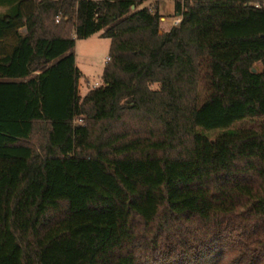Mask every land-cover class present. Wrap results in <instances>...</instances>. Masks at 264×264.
<instances>
[{
	"label": "trees",
	"instance_id": "1",
	"mask_svg": "<svg viewBox=\"0 0 264 264\" xmlns=\"http://www.w3.org/2000/svg\"><path fill=\"white\" fill-rule=\"evenodd\" d=\"M150 1L0 0V264H264V0Z\"/></svg>",
	"mask_w": 264,
	"mask_h": 264
},
{
	"label": "rangeland",
	"instance_id": "2",
	"mask_svg": "<svg viewBox=\"0 0 264 264\" xmlns=\"http://www.w3.org/2000/svg\"><path fill=\"white\" fill-rule=\"evenodd\" d=\"M180 2L186 8L187 0H151L144 3L143 7L158 4L161 13V31L168 32L172 27L178 26L180 19L176 12V3ZM182 19V17H181ZM180 19V20H181ZM25 33V30H21ZM96 34L88 39L79 40L74 48L76 65L82 73L79 83V94L83 99L90 91L103 86L102 75L109 60L111 41ZM261 67V66H259Z\"/></svg>",
	"mask_w": 264,
	"mask_h": 264
},
{
	"label": "built area",
	"instance_id": "3",
	"mask_svg": "<svg viewBox=\"0 0 264 264\" xmlns=\"http://www.w3.org/2000/svg\"><path fill=\"white\" fill-rule=\"evenodd\" d=\"M183 11H186V9L183 8ZM178 17H180V19H181V16H180V15H178ZM180 19L177 21L178 25H179V24L181 23V21H182V19H181V20H180Z\"/></svg>",
	"mask_w": 264,
	"mask_h": 264
},
{
	"label": "crops",
	"instance_id": "4",
	"mask_svg": "<svg viewBox=\"0 0 264 264\" xmlns=\"http://www.w3.org/2000/svg\"><path fill=\"white\" fill-rule=\"evenodd\" d=\"M156 1H158V0H156ZM160 7V6H159ZM159 13H160V11H159ZM160 15H161V13H160Z\"/></svg>",
	"mask_w": 264,
	"mask_h": 264
},
{
	"label": "water",
	"instance_id": "5",
	"mask_svg": "<svg viewBox=\"0 0 264 264\" xmlns=\"http://www.w3.org/2000/svg\"><path fill=\"white\" fill-rule=\"evenodd\" d=\"M133 9H134V7H133Z\"/></svg>",
	"mask_w": 264,
	"mask_h": 264
}]
</instances>
